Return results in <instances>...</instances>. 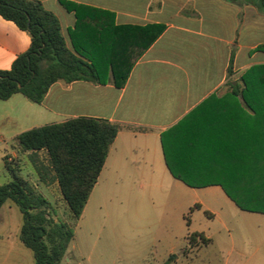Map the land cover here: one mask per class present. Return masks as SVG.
Masks as SVG:
<instances>
[{
	"label": "crops",
	"instance_id": "1",
	"mask_svg": "<svg viewBox=\"0 0 264 264\" xmlns=\"http://www.w3.org/2000/svg\"><path fill=\"white\" fill-rule=\"evenodd\" d=\"M38 1L58 18L69 48L70 31L75 29L77 19L61 1L110 12L116 26L163 25L165 30L137 61L123 88L112 82L59 81L51 86L45 100L36 104L38 107L16 94L0 101V110L16 108L18 118L26 123L48 119L29 130L79 117L119 125L103 170H126L142 176L168 172L173 176L166 162L163 136L177 174L228 175L237 160L240 172L242 161L246 170L253 133L248 107L233 91L249 68L264 64V48L259 49L264 46V12L255 2ZM30 46V35L0 16V71L10 70ZM104 77L112 79L108 73ZM255 129L257 145V122ZM34 187L44 196L50 189L48 185ZM56 188L58 198L63 199L58 183ZM22 224L19 208L6 202L0 209V264H35L33 252L20 239ZM73 259L69 248L61 264H70Z\"/></svg>",
	"mask_w": 264,
	"mask_h": 264
},
{
	"label": "trees",
	"instance_id": "2",
	"mask_svg": "<svg viewBox=\"0 0 264 264\" xmlns=\"http://www.w3.org/2000/svg\"><path fill=\"white\" fill-rule=\"evenodd\" d=\"M227 1L233 4L255 2L264 12V0ZM61 4L67 11L74 12L77 19L75 29L70 31L72 48L67 45L58 18L40 1L0 0V16L14 22L31 37L30 49L16 59L10 70L0 71V101L21 94L28 101L41 104L51 86L59 81L112 82L115 87L123 88L137 61L165 30L163 25L116 26L115 16L110 12L69 1H61ZM262 48L264 46L259 47ZM106 73L111 74L112 79L105 78ZM240 80L233 95L241 96L243 104L247 105L249 128L252 127L253 133L246 170L242 161L240 172L237 160L228 175L177 174L163 136L165 158L173 177L187 186L218 185L241 210L264 214V64L252 66ZM120 128L108 120L79 117L23 132L15 138V149L32 154L46 152L49 165L44 171L46 176L51 175L46 179L58 183L76 222L81 219L98 183ZM4 164L12 180L0 185V209L8 201L19 208L23 217L20 239L33 252L35 264H61L74 239L73 228L52 219L51 203L19 176L21 168L10 156L4 157ZM37 171L42 178L41 170L37 168ZM196 206L200 208L199 204ZM187 240L192 246L210 241L199 232L190 234Z\"/></svg>",
	"mask_w": 264,
	"mask_h": 264
},
{
	"label": "rangeland",
	"instance_id": "3",
	"mask_svg": "<svg viewBox=\"0 0 264 264\" xmlns=\"http://www.w3.org/2000/svg\"><path fill=\"white\" fill-rule=\"evenodd\" d=\"M15 110H0V185L12 180L4 157L16 155L12 161L20 166L21 178L41 189L50 187L44 194L52 219L68 223L75 233L70 264H264V214L241 210L220 187L192 188L168 172L142 176L105 168L75 222L58 198L56 182L45 175L46 152L27 155L15 149L18 135L48 119L26 123ZM195 232L210 241L190 245L187 238Z\"/></svg>",
	"mask_w": 264,
	"mask_h": 264
}]
</instances>
